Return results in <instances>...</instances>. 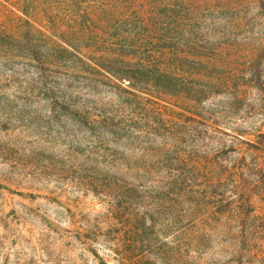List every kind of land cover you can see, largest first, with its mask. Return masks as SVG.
Returning <instances> with one entry per match:
<instances>
[{
	"label": "rangeland",
	"instance_id": "374dc122",
	"mask_svg": "<svg viewBox=\"0 0 264 264\" xmlns=\"http://www.w3.org/2000/svg\"><path fill=\"white\" fill-rule=\"evenodd\" d=\"M0 264H264V0H0Z\"/></svg>",
	"mask_w": 264,
	"mask_h": 264
},
{
	"label": "trees",
	"instance_id": "16d2710c",
	"mask_svg": "<svg viewBox=\"0 0 264 264\" xmlns=\"http://www.w3.org/2000/svg\"><path fill=\"white\" fill-rule=\"evenodd\" d=\"M127 20V18H126ZM25 38H28L29 41H31V38H32V34L31 33H28L25 35ZM97 62H92V65L91 64H88V62L85 64L92 70L93 73H96V74H103L101 72V69H103L105 72H109L111 73L112 75L115 76L118 75L120 77H123V79H130V80H133L135 79V77L137 76H134L135 74L131 71V70H125L123 72V74H121V72L115 70V68H113L112 66L109 67V66H105V64H103L102 60H97ZM84 64V62H83Z\"/></svg>",
	"mask_w": 264,
	"mask_h": 264
}]
</instances>
